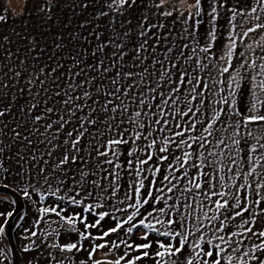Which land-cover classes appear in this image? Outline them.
<instances>
[{"label": "snow or ice", "instance_id": "6c2138e0", "mask_svg": "<svg viewBox=\"0 0 264 264\" xmlns=\"http://www.w3.org/2000/svg\"><path fill=\"white\" fill-rule=\"evenodd\" d=\"M167 4L139 5L147 10L130 55L132 29H120L132 24L123 17L137 0H110L93 17H107L112 29L90 32L92 63L87 51L70 54L71 66L58 61L27 81L30 99L19 109L27 119L7 146L23 149L7 159L28 181L19 191L37 206V220L48 221L42 237L33 230L40 223L28 231L52 250L51 264H264V0H181L171 21L176 5ZM40 11L51 21L52 0ZM14 106L0 108V132ZM0 170H10L2 159ZM12 216L0 212V237ZM0 257L4 264L7 252Z\"/></svg>", "mask_w": 264, "mask_h": 264}, {"label": "trees", "instance_id": "16d2710c", "mask_svg": "<svg viewBox=\"0 0 264 264\" xmlns=\"http://www.w3.org/2000/svg\"><path fill=\"white\" fill-rule=\"evenodd\" d=\"M11 1H26V9L24 13L21 14L20 9L16 6L17 3ZM45 0H0V15H4L7 17V22H1L0 24V108L4 107V99L5 93L9 90L5 88L4 85L8 84L11 85L12 83L18 81L21 77L27 76L26 67L27 62L24 56V52L30 47L29 40L27 36L31 35L32 41V31L30 27L25 28L22 25L24 20H33L39 19L42 23L47 24V38L48 41L43 43V39L41 37H33L36 40V44L34 45L35 48H47L50 49L52 58L54 59L55 64L57 62H62L67 66H71L70 62L68 61V56L70 54H75L78 52L87 51L89 53V63H92V58L90 57L91 51L94 49L95 46V38L90 35V32L95 29L96 25H99V31L104 32L105 36L111 34L112 25L109 22L107 17H101L100 19L96 20L93 19L94 16H98L101 10L107 11L105 5L110 2V0H52V20L49 21L46 18V14L40 11V7L44 5L45 2H41ZM84 2L89 3L88 9H83L80 5ZM143 2V4L147 5L151 2V0H137V7L130 10L123 19L125 21L131 20L132 24L127 25L125 24L123 29L120 31L127 30L129 28L132 29V35L130 40L127 43L126 51H128L131 55L132 53V45L136 41V32L135 29L137 27V22L142 13H144L147 9L144 7H140L139 5ZM235 2V0H233ZM251 0H239L240 6L244 7L248 5ZM30 4V8L27 6ZM176 3H168L166 7L168 9L172 8V5ZM23 7V6H22ZM205 7L207 4L205 3ZM152 11H155L154 9ZM180 9L177 8L174 12L173 17L169 18L170 21L176 19L179 15ZM20 15V16H15ZM151 14V13H150ZM185 15L187 13L185 12ZM16 18V19H15ZM152 19L155 20L156 17L153 15ZM121 17L117 16V28L119 29ZM13 21L19 22L13 23ZM86 21L90 23L87 24V27L81 28L80 25ZM220 24H226V19H222ZM238 23H243L242 20L238 18ZM43 24V25H44ZM179 27V24H177ZM206 28L201 26V42L203 43V37ZM239 31V29H238ZM41 33V32H40ZM256 39H259V35L254 34ZM60 36H63V40H60ZM5 37H8V40H5ZM83 37H88L91 41V44H86ZM59 41L63 48L59 51L54 49V42ZM251 42V38L246 41L245 43ZM224 43L223 37L217 41V49ZM29 45V46H28ZM243 44H241V48H243ZM11 54V55H10ZM110 54V53H108ZM256 55H261L259 49L256 50ZM63 57V59H61ZM25 62V63H22ZM126 62L128 66H131V59L126 58ZM107 63V60H106ZM20 71L23 75L17 79L15 77V72ZM247 99V88H245L244 92L241 96V103L243 104ZM11 143V140L8 142H3L2 145L6 148V152L3 155H0V159L3 160L5 167L10 169L8 172H4L0 170V185L4 186L5 184L10 185L9 188L16 191L19 196H21L24 200L25 208L23 211L18 215L15 223H14V236L17 242V245L24 248L31 249L28 252L22 251L24 255L25 261L33 258L35 248L32 243L34 237H31L29 233V229L33 228L35 223H40L39 229H33L36 231H40L43 234L48 231V221L39 222L37 220V212H36V205H33L30 201H26L23 197L22 192L19 190L25 187L28 184V181L22 177H18L15 175L17 171H19L18 166L15 162V159L9 161L7 159L8 155H12L15 157L16 152L18 149H23L22 144H13L10 150H7L8 144ZM26 151V150H25ZM27 167V165H25ZM5 176L7 179H5ZM36 198V197H34ZM50 199H54V197H50ZM14 198L8 194L3 192L0 193V212H13L15 209V204L12 203ZM42 206V205H41ZM0 223H3V218L0 217ZM106 225L105 227H107ZM55 227V225H53ZM61 242H64V237L61 238ZM48 243H51V239H49ZM27 245V246H26ZM47 245V244H46ZM0 250L1 252H7L8 261L4 263L7 264L10 262L11 250L9 245L4 237H0ZM52 251L51 249H49ZM58 258H61L60 253L57 251L54 253ZM84 254L81 252L77 255V260ZM27 255V256H26ZM26 256V257H25ZM27 264H36L35 262Z\"/></svg>", "mask_w": 264, "mask_h": 264}, {"label": "rangeland", "instance_id": "374dc122", "mask_svg": "<svg viewBox=\"0 0 264 264\" xmlns=\"http://www.w3.org/2000/svg\"><path fill=\"white\" fill-rule=\"evenodd\" d=\"M3 1H5V0H3ZM11 2L17 3L16 6L20 9L21 14L24 13V10L26 9V1H11ZM41 2H45V1H41ZM171 2L176 3L177 8L181 10V0H168V3H171ZM191 2H192V0H189V3H191ZM27 8H30V4L27 6ZM14 15L20 16V15H16V14H14ZM13 23L18 24L19 22L13 21ZM0 24H1V22H0ZM43 24L44 23H42L39 19L24 20L22 22V25L25 28L30 27V29L32 31V39H33V37H37V38L41 37L43 39V43H46L48 41V38H47L48 29H47V24H44V25ZM27 38L29 40L30 47L23 53L24 54L23 57L27 58L26 59L27 76H23L18 81L9 85V90L4 92L5 95H7V96H5V99H4V103H3L4 106L6 104H8L10 101H14L15 106L13 109L14 118L9 117L8 120L6 121L9 125V128L5 129L4 132H0V141H3V142L10 141V138L13 136L11 129L16 126V122L20 121L22 118L27 119L26 117H23V114L19 112V109L21 107H26L27 101L30 99L29 94L27 92V87H28L27 81H28V79L32 78L35 75H39L40 74L39 70L41 68H45L46 70L50 71V68L48 67V65H51L52 67L56 66L54 59L53 58L49 59L50 56L52 57L50 49L44 48L45 51L43 53H41L40 48H43V47H40V48H35L36 51L33 52V51H31V49L34 47V45L31 43V35L27 36ZM37 56L40 57L38 60L34 58ZM59 74L60 73L58 72L57 75H59ZM41 78L43 79V77H41ZM34 84H35V87H33L32 91H33V93L40 92V100L42 101L44 96H45V93L40 88L38 81H34ZM0 86H1V84H0ZM46 86L49 88L53 87L51 78H49L48 84ZM20 88L26 89L23 94H21L19 92ZM0 127H3V122H0ZM5 133H6V135H5ZM35 138L36 137L34 136L33 139H35ZM137 242H140V241L137 240ZM18 249L23 250L19 246H18ZM100 255H103V253H100Z\"/></svg>", "mask_w": 264, "mask_h": 264}, {"label": "clouds", "instance_id": "9594fccd", "mask_svg": "<svg viewBox=\"0 0 264 264\" xmlns=\"http://www.w3.org/2000/svg\"><path fill=\"white\" fill-rule=\"evenodd\" d=\"M0 186H2V185H0ZM9 188V187H8ZM10 190H12L11 188H9ZM12 191H14V190H12ZM14 192H16V191H14ZM1 193V192H0ZM19 195V194H18ZM25 203V202H24ZM16 205V204H15ZM24 208H25V206H24ZM23 208V209H24ZM23 209L19 212V214L23 211ZM15 210V209H14ZM14 210H13V212H14ZM12 212V213H13ZM18 214V215H19ZM18 215H17V217H18ZM17 217H16V219H17ZM16 219H15V221H16ZM15 221H14V223H15ZM13 231H14V226H13ZM46 233V232H45ZM44 233V234H45ZM38 234H39V236L40 237H42L44 234L42 233V232H40V231H38ZM5 239H6V241H7V243H8V245H9V248H10V250H11V247H10V244H9V242H8V240H7V238H6V235H5ZM35 240H36V244L34 245V248H35V252H34V255H33V258H31V259H29L28 261H25V259H24V255H23V253H22V251H24V247H22V246H20L23 250H19L18 249V245H17V242H16V239H15V236H14V240H15V244H16V247H17V249H18V252H19V254H20V264H27V262H29V263H32V262H35L36 264H51V258H50V256H49V252H50V250H49V248L47 247V245L46 244H44L43 242H42V240L40 239V238H34ZM27 246V245H26ZM0 253H2L1 252V250H0ZM86 253L84 252V254L80 257V259H78L77 261H79V260H82V259H85L86 258ZM11 256H12V258H11V260H10V262H8L7 264H14V259H13V255H12V250H11ZM0 259H2V257H0ZM60 258H58L57 257V260H59ZM33 260V261H32ZM7 261H8V259H7ZM5 264V263H4Z\"/></svg>", "mask_w": 264, "mask_h": 264}, {"label": "water", "instance_id": "95a60500", "mask_svg": "<svg viewBox=\"0 0 264 264\" xmlns=\"http://www.w3.org/2000/svg\"><path fill=\"white\" fill-rule=\"evenodd\" d=\"M0 192H3L5 194L12 196L14 198V200L16 201L13 216L9 220L8 227H6L5 231H6V238L9 242L11 250H12L14 264H20V254H19L18 249H17L16 244H15L13 226H14V221H15L17 215L24 208V200L16 192L10 190L9 188H5L4 186H0Z\"/></svg>", "mask_w": 264, "mask_h": 264}]
</instances>
